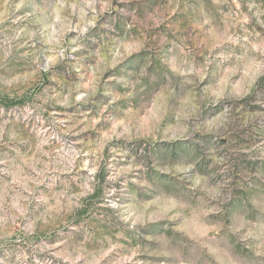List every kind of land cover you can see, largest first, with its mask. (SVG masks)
<instances>
[{
	"label": "rangeland",
	"instance_id": "rangeland-1",
	"mask_svg": "<svg viewBox=\"0 0 264 264\" xmlns=\"http://www.w3.org/2000/svg\"><path fill=\"white\" fill-rule=\"evenodd\" d=\"M120 8L136 9L140 20L149 13L154 27L141 36ZM261 13L264 0H112L103 12L94 0H0V264H186L193 242L164 219L175 210L171 199L153 205L126 195L147 157L124 140L133 118L116 115L126 100L143 103L145 94L136 95L142 63L151 86L164 79L160 63L178 75L204 66L209 80L220 72L218 83L237 92L264 81ZM216 91L223 95L222 86ZM106 93L116 97L108 120L100 115ZM171 99L161 92L140 113L145 133ZM177 110L186 117L193 102L185 96ZM169 132L175 138L184 128ZM228 140L218 154L227 153L236 172L264 171V115L241 116ZM222 143L191 144L187 155L203 157L206 168L207 150ZM148 216L160 224L139 235L118 226ZM182 227L208 231L195 212Z\"/></svg>",
	"mask_w": 264,
	"mask_h": 264
},
{
	"label": "clouds",
	"instance_id": "clouds-1",
	"mask_svg": "<svg viewBox=\"0 0 264 264\" xmlns=\"http://www.w3.org/2000/svg\"><path fill=\"white\" fill-rule=\"evenodd\" d=\"M119 3L130 4L133 0H119ZM95 6H99L100 12H103L112 8V0H94ZM117 10L131 17L132 30L138 31L141 36L148 28L154 27L150 23L149 13L144 16L145 20H140L136 9L131 12H126L123 8ZM145 39L150 40L149 36ZM143 53L149 54L148 49ZM141 54L129 56L120 66ZM147 63L152 65L151 55ZM141 65L146 63L139 65V87L136 95L145 94L141 96L143 103L138 108L133 99L126 100V106L120 108L116 115L118 117L123 112L125 120L133 118L130 122L134 131L126 135L124 140L138 144L140 153L147 157L137 162L140 171L136 173L137 180L132 185L134 187L128 189L126 195L153 205L161 197L171 199L175 210L170 209V214H166L164 219L177 222L172 231L183 234L193 242V247L188 249L186 264H264V171L258 167L256 171L245 170L238 173L229 163L227 153L218 154L228 148V137L235 131L241 116L248 113L264 115V81L255 87L246 84L242 91L237 92L232 86L218 83L220 72L209 80V70L204 66L198 71L186 69L183 75H178L160 63L165 69L164 79L151 86L152 81L144 82L147 73L141 69ZM205 75L207 79L203 78ZM116 78L109 76L108 80ZM141 79L143 84H139ZM220 86L223 87V95L217 94L216 89ZM161 92L171 96V102L161 104L159 119L154 121L151 130L145 133L140 127V113L147 109L154 99H158ZM92 95L93 93H88L83 96V102H89ZM106 95L109 98L101 107L100 115L108 120L113 115L110 113L105 116V113L116 105L113 103L116 97L110 93ZM185 96L194 105V110L186 117L180 116L177 110V100ZM133 109L136 111L133 112ZM177 124L184 128V132L173 138L169 129ZM243 124L246 125L245 120ZM208 139L224 143L219 149L211 147L207 150L209 163L206 168H202L203 157H191L187 152L189 145L199 144L203 147ZM194 177H200V180L196 181ZM240 196L244 197L243 201ZM193 212L208 228L203 236L182 227L184 224H190ZM120 219L122 220L123 216H120ZM152 220V216L145 219L132 217L130 221L118 226L122 231L131 228L134 230L132 233L139 235L142 229L160 224L152 223ZM164 227L167 229L168 224L165 223ZM144 251L149 255L154 254L148 248Z\"/></svg>",
	"mask_w": 264,
	"mask_h": 264
}]
</instances>
